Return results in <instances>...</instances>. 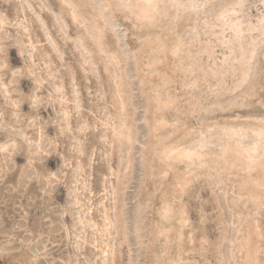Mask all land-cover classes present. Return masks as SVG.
<instances>
[{"label":"rangeland","instance_id":"1","mask_svg":"<svg viewBox=\"0 0 264 264\" xmlns=\"http://www.w3.org/2000/svg\"><path fill=\"white\" fill-rule=\"evenodd\" d=\"M0 264H264V0H0Z\"/></svg>","mask_w":264,"mask_h":264}]
</instances>
